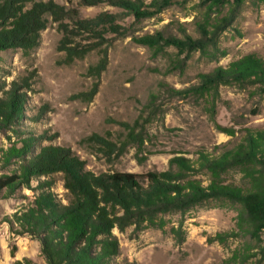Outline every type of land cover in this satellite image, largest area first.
<instances>
[{"label":"trees","instance_id":"1","mask_svg":"<svg viewBox=\"0 0 264 264\" xmlns=\"http://www.w3.org/2000/svg\"><path fill=\"white\" fill-rule=\"evenodd\" d=\"M264 2V0H259ZM101 0H88L85 5L97 6ZM110 6L121 8L126 16L139 22L151 18L174 4V0H152L150 4L135 0H105ZM246 0H202L204 8L196 20V35L182 31V36H133V42L145 46L153 55L167 56L170 70L184 71L195 54L208 60H219L228 55L220 45L221 37L238 19ZM123 14L101 13L92 19H82L79 11L68 10L53 0H0V53L22 50L30 54L39 47L42 32L49 18L60 24L64 34L61 49L68 60L84 58L100 48V59L91 66L92 75L99 79L109 64V45L105 35L126 36L129 27L121 25ZM65 20H70L69 27ZM81 33L96 40L82 46L74 40ZM174 49L175 52H171ZM199 83L183 90L169 89L170 96L190 98L205 106L215 120L221 87L253 88L254 96L264 97V58L249 53L232 61L226 68L199 75ZM24 88L28 89L29 86ZM14 84L0 97V131L11 130L20 138L21 147L13 145L3 151L1 161L8 168L13 160L19 167L10 174L0 175V193L13 196L20 188L34 190L33 178L62 174L65 199L53 191L54 183L39 181L38 193L22 212L8 220L15 236L28 235L39 241L41 254L47 264H115L120 255V242L114 230L134 233L147 229L165 230L168 214L185 215L197 206L223 203L237 207L236 227L218 234L212 241L222 244L229 239L242 241L223 264H264V128H247L242 141L217 154L201 151L196 161L182 156L170 159L166 171H152L145 175L134 173H102L87 171L85 163L70 149L48 145L36 152L38 139L23 137L19 125L26 105L25 95ZM4 89L0 87V91ZM98 92L97 84L89 98ZM151 101L149 112H155ZM149 118V117H148ZM151 119L149 118V121ZM126 134L118 142L94 134L85 143L97 150L108 161L123 156L130 147L136 148L139 164L154 154L146 148L148 133L143 122L125 124ZM216 128L235 137L237 131L216 124ZM240 175L239 182L229 181L231 174ZM206 174L204 181L199 175ZM207 182V184H205ZM184 222L172 231L177 236ZM255 249L259 253L254 252ZM261 255V257H258ZM17 264H36L29 259ZM123 264H137L126 261Z\"/></svg>","mask_w":264,"mask_h":264},{"label":"rangeland","instance_id":"2","mask_svg":"<svg viewBox=\"0 0 264 264\" xmlns=\"http://www.w3.org/2000/svg\"><path fill=\"white\" fill-rule=\"evenodd\" d=\"M50 1V0H44ZM68 10H77L82 19H92L101 13L123 14L124 10L105 3L87 6L88 0H53ZM150 4L152 0H135ZM202 0H174V4L157 15L135 21L122 15L119 23L129 27L126 36L105 35L103 47L109 45V64L97 79L90 70L100 59V48H95L84 58L68 60L62 50L64 34L60 24L49 18L42 32L38 48L30 54L22 50L0 53V97L17 84L25 95L19 128L23 137H36L41 147L53 145L70 149L84 163L87 171L102 173H134L145 175L152 171H166L173 157L182 156L196 161L201 151L217 154L223 147L231 148L240 143L247 128H264V97L254 96L253 88L221 87V100L217 104L215 120L205 106L190 98L170 96L169 89L183 90L199 83V75L226 68L232 61L249 53L264 58V2L246 0L236 22L221 37L220 45L228 55L219 60H208L197 53L189 60L184 71L170 70L167 56H154L149 48L133 42V36L153 35L163 32L166 36H182V31L196 35V20L204 8ZM73 27L70 20H65ZM74 40L86 46L96 40L81 33ZM175 52L174 49H170ZM97 84L98 92L89 98ZM29 86L28 89L24 88ZM156 102L155 112H149L151 101ZM151 119L149 121V118ZM143 122L148 139L146 148L154 152L145 163L135 159L136 148L130 147L121 157L108 161L85 139L97 134L112 141L126 134L125 124ZM216 124L233 128L235 137L216 128ZM20 138L11 130L0 131V175L10 174L19 167L13 160L8 168L3 166V151L16 145ZM204 181L206 174L199 175ZM240 175L231 174L229 181L239 182ZM39 181L53 182L52 191L62 200L66 190L62 174L33 178L34 190L20 188L7 197L0 193V264H17L29 259L36 264H47L41 254L38 240L28 235L11 233L8 220L22 212L38 193ZM207 184V182H205ZM237 207L209 202L187 212L165 216V230L147 229L134 233L133 228L120 233L114 230L120 242V255L115 264L126 261L137 264H223L232 251L242 243L229 239L225 244L215 240L218 234L236 227ZM184 222L183 233L175 235L173 228ZM254 252L259 253L258 249ZM258 257H261L259 255Z\"/></svg>","mask_w":264,"mask_h":264}]
</instances>
